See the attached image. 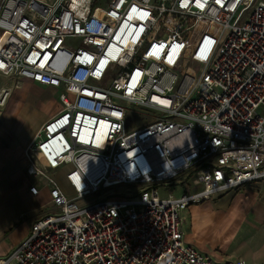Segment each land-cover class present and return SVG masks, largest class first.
<instances>
[{
    "label": "built area",
    "instance_id": "obj_1",
    "mask_svg": "<svg viewBox=\"0 0 264 264\" xmlns=\"http://www.w3.org/2000/svg\"><path fill=\"white\" fill-rule=\"evenodd\" d=\"M0 80V118L8 80L62 108L27 168L49 208L0 264H246L188 243L184 214L264 184V0H0ZM134 107L159 117L128 130Z\"/></svg>",
    "mask_w": 264,
    "mask_h": 264
},
{
    "label": "crops",
    "instance_id": "obj_2",
    "mask_svg": "<svg viewBox=\"0 0 264 264\" xmlns=\"http://www.w3.org/2000/svg\"><path fill=\"white\" fill-rule=\"evenodd\" d=\"M20 81L33 84L29 80ZM48 89L57 91L52 87H48ZM58 113L51 115L50 119ZM4 116L5 112L3 111L0 122ZM48 120H45L44 123ZM37 134L24 143L19 165H16L15 162L14 164L7 162L5 159L0 162V258L6 257L25 240L31 224L49 208V188H42L47 179L44 177L35 179L27 174V168L32 162L30 148ZM18 169L27 176L25 182H20L16 178ZM61 171L64 177V172ZM61 171L55 172L52 177L55 179L56 174ZM35 182H38L39 185ZM58 185L61 187L59 183ZM31 186L41 188L37 196L30 193ZM61 188L63 189V187ZM215 200H218V203L223 200L218 206L227 207L219 217L220 222L231 217L226 228L221 230L219 224L214 229H219V232L215 234V241L207 248L201 249L196 243L195 236H190L188 231L184 230L186 241L219 262L243 260L246 264H264V184L243 187L221 195L213 201ZM195 207L198 206L192 207L185 214L193 215L192 209ZM225 240H227V246L223 247ZM235 242L236 245H233Z\"/></svg>",
    "mask_w": 264,
    "mask_h": 264
},
{
    "label": "rangeland",
    "instance_id": "obj_3",
    "mask_svg": "<svg viewBox=\"0 0 264 264\" xmlns=\"http://www.w3.org/2000/svg\"><path fill=\"white\" fill-rule=\"evenodd\" d=\"M15 82V80L7 81L13 87L14 92L8 105L3 110L5 116L0 122V162L5 159L7 162H13V164L15 162L16 165H19L21 163L19 161L20 153L24 143L39 132L45 120L50 119V116L55 113H60L62 109L59 102L61 90H49L48 87L37 83L30 84L20 81L16 85ZM158 117L159 114L150 109L134 107L127 117L128 130H135L148 125ZM62 174V171L56 174L55 179L63 187L66 194L71 196L67 191ZM25 177L27 176L24 172L19 170L16 178L20 182H25ZM35 183L39 185L38 182ZM175 193L179 195L180 190H176ZM124 196L127 195L116 196V199ZM222 201L220 202L222 203ZM220 202L218 203V200H215L193 208L194 216L188 215L189 218L188 213L185 214L184 230L188 231L190 236H195L196 243L201 249L210 247L215 241V234L219 232V229H214L219 224L222 230L226 228L231 220L230 217L220 222L221 213L227 209V207H219ZM233 245H236V242ZM226 246L227 240L223 244V247Z\"/></svg>",
    "mask_w": 264,
    "mask_h": 264
}]
</instances>
